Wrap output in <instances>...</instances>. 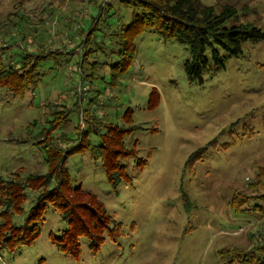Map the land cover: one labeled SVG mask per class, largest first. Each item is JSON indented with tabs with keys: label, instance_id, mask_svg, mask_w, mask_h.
Here are the masks:
<instances>
[{
	"label": "rangeland",
	"instance_id": "rangeland-1",
	"mask_svg": "<svg viewBox=\"0 0 264 264\" xmlns=\"http://www.w3.org/2000/svg\"><path fill=\"white\" fill-rule=\"evenodd\" d=\"M201 1L217 11L233 6L240 22L264 31V0ZM86 3L0 0V23L17 11L15 5L31 23L18 27L19 33L0 35L4 63L19 62L39 44L55 43L41 62L40 81L25 97L0 88V176L8 180L17 171L23 176L46 175L41 142L45 139L52 138L54 146L65 151L80 146L82 129L90 131L92 126L82 114L86 106H75L73 95L89 94L99 102L95 115L104 124L137 128L126 138V148H136L137 155L123 162L127 179L117 190L88 151L74 152L67 161L73 188L80 186L96 196L122 225V232L115 239L105 234L97 253L91 251L88 239H82L81 257L75 261L51 242L50 235H61L66 224L54 207L47 206L35 242L14 256L1 254L0 264H231L220 257V250L252 247V233L256 236L264 226L263 216L235 213L229 205L235 195L264 192L257 181L264 168V41L246 42L239 58L228 59L223 69L207 73L200 84L186 75L190 54L185 45L147 32L135 40L136 54L123 71L113 66L123 59L121 27L131 22L133 11L116 4L110 26L103 21L89 44L81 45L76 32L81 34L86 27L89 34L90 17L98 16ZM49 6L54 11L50 19L43 14ZM76 16L79 27L73 22ZM42 18L44 26L39 25ZM32 39L35 43H30ZM85 50L91 54L84 65ZM83 73H94L85 85ZM91 85L99 94L91 91ZM153 91L159 103L151 109ZM59 103L71 112L57 124L52 111H61ZM87 137L86 143L101 144L99 134ZM140 160L148 165L141 166ZM28 195L26 213L36 198L31 191ZM253 203L245 207L252 208ZM24 218H15V223L22 224Z\"/></svg>",
	"mask_w": 264,
	"mask_h": 264
},
{
	"label": "trees",
	"instance_id": "trees-1",
	"mask_svg": "<svg viewBox=\"0 0 264 264\" xmlns=\"http://www.w3.org/2000/svg\"><path fill=\"white\" fill-rule=\"evenodd\" d=\"M85 1L90 9L97 10L98 16L90 17L89 26L92 30L89 34H86V27L82 28L81 34L76 32V38L80 40L81 45L89 44L88 42L94 38L98 26L103 21L106 27L110 26L112 19L116 16L114 11L116 4L133 11L131 22L121 27L123 48L120 55L123 59L113 66L122 67L123 71L132 63L136 54L135 40L147 32H153L165 41L175 40L185 45L190 54V59L185 63L186 75L190 82L200 84L204 83V76L207 73L214 69H223L225 62L230 58H239L246 42L264 41V31L250 23L240 22L238 10L230 5L217 11L214 6L207 5L201 0ZM15 8L17 11L10 12L6 21L0 23L2 37L10 36L13 30L18 31L28 23L31 24L28 18L19 15L20 6L15 5ZM50 9L52 8L49 6L43 10V14L48 19L54 15L53 9ZM76 11L82 13L81 10ZM73 22H78L79 27L80 17L76 16ZM45 24L46 20L42 18L39 25L44 26ZM35 39L30 40V43H35ZM58 43V45L62 44L61 41ZM53 44L55 43L39 44L36 51L24 54L23 58L15 63L12 61L4 63L0 57V88L7 87L16 96L25 97L30 87L36 86L40 81L41 62L51 55ZM89 54L91 52L85 50L84 65L88 61ZM91 77H94V73H83V85ZM89 83L93 82L89 81ZM86 87L83 86V89ZM91 91L99 94L93 85H91ZM73 99L75 106L79 108L86 106L82 114L85 121L92 126L90 131L82 129L79 138L80 146L65 151L60 146L55 147L52 138L45 139L41 142L45 144L48 169L46 175L23 176L21 171H17L8 180L0 176V255L7 253L14 256L24 247L35 242L39 237L38 224L44 220L47 206L54 207L66 224V229L61 235H50L51 242L58 247L60 252L75 261L81 257L82 239H88L91 251L97 253L106 241L105 234L115 239L122 232V225L116 222L96 196L84 193L80 186L73 188L67 161L69 155L74 152L88 151L95 161L101 163L109 184L117 190L120 184L127 179V166L123 162L137 155L136 148H126L128 132L137 128L124 129L111 123L104 124L95 115L99 102L94 103L89 94L86 98H82V94L77 91ZM158 103L159 95L153 91L149 107L154 109ZM57 107H60L61 111L54 109L52 114L55 120H58V124L60 120L66 121L71 111L63 103H59ZM78 107L74 108L77 110ZM128 117L131 121V116ZM103 126L106 128L105 132L101 130ZM92 132L100 135V145L92 146L86 143L87 136ZM198 153L190 156L189 164ZM139 163L143 167L148 165L146 160H140ZM257 181L261 187H264V168H261L258 173ZM28 191L36 193V198L32 202L30 211L26 213L25 204L29 200ZM259 196L235 195L229 205L235 213L249 214V211H252L264 217V192ZM185 199L186 202L187 198ZM249 201L255 202L252 208L245 207ZM17 217H25L22 224L15 223ZM257 233L256 236V233H252L251 238L254 241L252 247L244 250L238 248L220 250V257L231 264H264V226Z\"/></svg>",
	"mask_w": 264,
	"mask_h": 264
}]
</instances>
